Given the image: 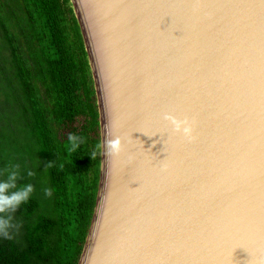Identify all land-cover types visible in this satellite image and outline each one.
<instances>
[{"label": "water", "instance_id": "water-1", "mask_svg": "<svg viewBox=\"0 0 264 264\" xmlns=\"http://www.w3.org/2000/svg\"><path fill=\"white\" fill-rule=\"evenodd\" d=\"M70 1L101 134L78 264H264V0Z\"/></svg>", "mask_w": 264, "mask_h": 264}, {"label": "trees", "instance_id": "trees-1", "mask_svg": "<svg viewBox=\"0 0 264 264\" xmlns=\"http://www.w3.org/2000/svg\"><path fill=\"white\" fill-rule=\"evenodd\" d=\"M70 133L86 138L71 153ZM100 163L96 91L71 1L0 0V181L18 164L17 185L34 188L0 235V264H78Z\"/></svg>", "mask_w": 264, "mask_h": 264}, {"label": "clouds", "instance_id": "clouds-1", "mask_svg": "<svg viewBox=\"0 0 264 264\" xmlns=\"http://www.w3.org/2000/svg\"><path fill=\"white\" fill-rule=\"evenodd\" d=\"M163 119L167 121L172 126V131L174 134H182L189 142H192L195 138L193 136V123L187 118L180 120L175 116L166 114ZM86 138L77 135L76 133H70L67 137L66 151L69 153L75 152L79 149L81 144L85 143ZM131 143V139H129ZM97 149L100 145L95 146ZM104 151L108 158L119 157L123 152V140L121 137L117 136L114 139H105L104 141ZM97 155L96 151L92 152L91 158ZM131 157H129V162H131ZM50 166V163L48 164ZM19 165H9L5 168L6 178L0 181V235L4 237L9 236V230L15 228L16 226L12 223V216L10 213L14 212L20 205L27 202L34 191L31 184H25L22 186L17 185V181L22 179L19 173ZM162 171H167L168 166L164 165L161 169ZM28 175H33L32 172H28ZM46 196L51 195L49 189L44 190Z\"/></svg>", "mask_w": 264, "mask_h": 264}]
</instances>
